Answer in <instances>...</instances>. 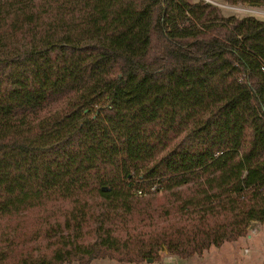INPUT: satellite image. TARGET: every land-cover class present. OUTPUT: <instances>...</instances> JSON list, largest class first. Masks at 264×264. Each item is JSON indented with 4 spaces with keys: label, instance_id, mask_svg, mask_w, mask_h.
I'll list each match as a JSON object with an SVG mask.
<instances>
[{
    "label": "trees",
    "instance_id": "1",
    "mask_svg": "<svg viewBox=\"0 0 264 264\" xmlns=\"http://www.w3.org/2000/svg\"><path fill=\"white\" fill-rule=\"evenodd\" d=\"M224 6L264 0H0V264L185 259L264 223V19Z\"/></svg>",
    "mask_w": 264,
    "mask_h": 264
},
{
    "label": "rangeland",
    "instance_id": "2",
    "mask_svg": "<svg viewBox=\"0 0 264 264\" xmlns=\"http://www.w3.org/2000/svg\"><path fill=\"white\" fill-rule=\"evenodd\" d=\"M224 7L237 13L238 16L252 14L260 19H264V8H251L246 6ZM253 228H250L247 235L239 238L237 241L226 242L220 247H210L200 256L196 255L184 259L171 255L165 250H161L158 261H146L141 264H264V225L259 226L262 229L257 234L252 232ZM90 264L128 263H119L111 259H95Z\"/></svg>",
    "mask_w": 264,
    "mask_h": 264
},
{
    "label": "crops",
    "instance_id": "3",
    "mask_svg": "<svg viewBox=\"0 0 264 264\" xmlns=\"http://www.w3.org/2000/svg\"><path fill=\"white\" fill-rule=\"evenodd\" d=\"M263 225H264V223H259L257 221H252V223H251V227H254L255 228V230H256L255 233L256 234L259 232L260 229L263 228V227L262 228H259V226H263ZM247 237H250V236H247ZM150 263H152V262H150Z\"/></svg>",
    "mask_w": 264,
    "mask_h": 264
},
{
    "label": "built area",
    "instance_id": "4",
    "mask_svg": "<svg viewBox=\"0 0 264 264\" xmlns=\"http://www.w3.org/2000/svg\"><path fill=\"white\" fill-rule=\"evenodd\" d=\"M154 189H155V187H152V188H151V190H154ZM137 193H138V194H143L144 191H142L141 189H138V190H137ZM251 228H253V227H251ZM255 231H256L255 228H253V229H252V232L254 233Z\"/></svg>",
    "mask_w": 264,
    "mask_h": 264
},
{
    "label": "water",
    "instance_id": "5",
    "mask_svg": "<svg viewBox=\"0 0 264 264\" xmlns=\"http://www.w3.org/2000/svg\"><path fill=\"white\" fill-rule=\"evenodd\" d=\"M149 261H152V260H149Z\"/></svg>",
    "mask_w": 264,
    "mask_h": 264
}]
</instances>
